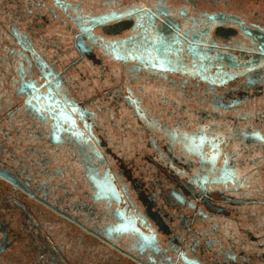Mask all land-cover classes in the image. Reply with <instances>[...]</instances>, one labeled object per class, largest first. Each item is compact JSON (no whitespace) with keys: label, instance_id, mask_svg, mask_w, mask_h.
Listing matches in <instances>:
<instances>
[{"label":"flooded vegetation","instance_id":"flooded-vegetation-1","mask_svg":"<svg viewBox=\"0 0 264 264\" xmlns=\"http://www.w3.org/2000/svg\"><path fill=\"white\" fill-rule=\"evenodd\" d=\"M0 264H264V0H0Z\"/></svg>","mask_w":264,"mask_h":264}]
</instances>
